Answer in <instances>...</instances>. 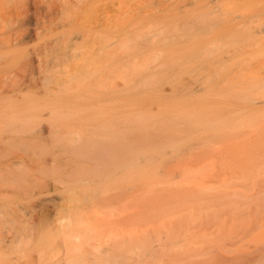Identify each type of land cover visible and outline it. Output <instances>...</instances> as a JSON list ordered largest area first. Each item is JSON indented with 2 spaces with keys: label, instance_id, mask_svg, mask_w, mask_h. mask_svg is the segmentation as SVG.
Segmentation results:
<instances>
[{
  "label": "rangeland",
  "instance_id": "obj_1",
  "mask_svg": "<svg viewBox=\"0 0 264 264\" xmlns=\"http://www.w3.org/2000/svg\"><path fill=\"white\" fill-rule=\"evenodd\" d=\"M91 1L87 10L78 14L75 30L85 34L92 50L106 42L110 44L107 51H116L125 34H137L156 23L171 27L188 21L186 16L162 23L121 19L114 13L116 7L110 8L106 0ZM239 4L226 8L238 9ZM250 7L243 8L253 17L235 20L239 23L236 27V22H229V15L221 18L219 27L203 34L204 41L219 38L229 44L242 40L235 46L243 53L234 59L237 66L227 78L243 82H207L214 91L205 99L209 106L203 110L214 115L219 111L226 118L218 129L188 125L177 115L183 106H199L195 100L199 96L204 100L206 82L146 85L111 78L81 86L86 90V102H80L89 107L83 116L64 119L56 126L50 123L53 118L44 114L35 127L19 134L26 138V146L8 147L10 159L19 161L18 165L4 172L6 159H0V170L9 177L16 167L27 176L21 184L0 186V264H10L17 257L24 263L37 259V264L65 258L56 226L67 191L51 174L73 173L77 177L86 173L92 177L98 168L112 167L110 157L81 158L70 148L52 149L47 144L66 135L68 129L95 139L105 129L124 130L126 144L138 141L155 148L146 152L134 145L113 152L116 162L135 165L133 175L122 172L107 182L71 184L79 200L74 212L89 218L95 230L96 240L91 243L105 248L121 234L125 242L121 245L119 240L120 246H109L110 250L117 255L125 252L132 264H264V0H256ZM235 46L224 50L234 52ZM71 66L72 62L61 61L60 71ZM250 72L259 82H245ZM69 84L65 82L64 88ZM248 88L251 97H257L254 101L233 98V94L248 93ZM138 116L143 122H136ZM144 151L146 157H135ZM101 186L106 192L91 194V189ZM15 235L19 242L4 246V241ZM130 238L134 240L128 241ZM90 249L89 244L82 245L83 257L89 258Z\"/></svg>",
  "mask_w": 264,
  "mask_h": 264
},
{
  "label": "bare ground",
  "instance_id": "obj_2",
  "mask_svg": "<svg viewBox=\"0 0 264 264\" xmlns=\"http://www.w3.org/2000/svg\"><path fill=\"white\" fill-rule=\"evenodd\" d=\"M106 1L110 8L116 7L114 13L121 19L132 17L162 23L165 19L186 16L188 21L185 24L178 22L171 27H162L158 22L159 26L156 23L137 34H125L116 51H107L110 44L106 42H102L97 50H92L85 34L75 30L78 14L87 10L91 0H0V134L4 135L0 138V159H6L4 163L7 168L4 172L11 165L19 163L10 159L11 151L8 152V147H25L27 140L19 134L35 127L42 115H50L53 118L50 123L61 126L66 121L64 119L83 116L89 111L88 105L80 102H86V90L81 87L86 82H106L111 78L120 79L122 82H145L146 85L150 82H206L207 87L203 89L207 94L202 95L204 100H200V96L195 100L199 106L195 109L183 106L185 109H181L177 115L188 125L195 127L203 125L218 129V124L226 122L225 116L219 111L214 115L203 110L209 106L205 99L214 91V87L207 82H243L236 78H227L237 66L234 59L243 53L241 48L235 46L242 40H233L227 44L220 42L219 38L209 41L202 38L207 30L220 26L222 17L230 15L229 22L253 17L246 13L245 8H251L256 0ZM235 4H239L238 9L226 8ZM238 24L236 22L234 27ZM42 38L45 39L42 41ZM228 45L235 46L234 52L224 50ZM118 54L120 55L117 56ZM61 61L72 62V66L68 70L60 71ZM62 73L64 77H61ZM251 74L252 72L246 75L245 82H259L256 74ZM65 82L70 83L68 88H64ZM231 88L230 85L225 91ZM251 89L248 88L246 94L232 96L254 101L257 97H251ZM143 119L138 116L136 122H143ZM66 125L69 126L70 123L67 121ZM68 130L66 135L55 137L54 141H47V144L52 149L70 148V152L81 158L98 160L107 156L113 160L110 163L111 168H98L92 177H88L86 173L77 177L73 173L51 174L55 182L64 185L67 196L66 204L61 210L63 215L58 218L56 226V234L62 236L60 244L65 251V258H57L50 264H132L128 263V257H124L125 252L117 255L115 250H110L109 246L115 247L114 249L120 246L119 240L122 241L121 245L125 242L121 234H116L105 248L90 242L92 239L96 240L95 230L89 218L74 212L79 207V200L73 193L71 184L107 182L122 172L133 175L132 168L135 165L129 161L116 162L113 152L126 150L125 147L134 145L142 147L146 152L155 148L142 146L138 141L131 143L132 145L126 144L124 130L99 131V139L91 134L83 138L81 131ZM58 132L59 129H56L55 133ZM85 133L88 130L85 129ZM38 142L35 145L38 146ZM145 151L135 157H146ZM120 157L124 155L121 154ZM52 161H55L54 158ZM12 173L13 176L9 177L0 170V186L26 181V173L18 167ZM90 192L97 195L106 190L101 186L91 189ZM1 208L0 204V215L3 213ZM19 238V235L13 236L11 240L4 241V246L18 243ZM44 240L45 237L40 239ZM132 240L134 239L130 238L128 241ZM84 243L90 245L89 258L83 257ZM130 252L135 253L132 250ZM37 263V259L24 263L19 257L10 261V264Z\"/></svg>",
  "mask_w": 264,
  "mask_h": 264
}]
</instances>
